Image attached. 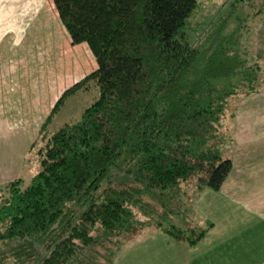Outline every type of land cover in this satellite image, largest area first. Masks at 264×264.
<instances>
[{
  "label": "trees",
  "instance_id": "1",
  "mask_svg": "<svg viewBox=\"0 0 264 264\" xmlns=\"http://www.w3.org/2000/svg\"><path fill=\"white\" fill-rule=\"evenodd\" d=\"M52 2L96 68L41 123L35 176L0 184V264H114L148 228L196 244L208 228L194 199L231 170L224 121L234 100L264 91V54L231 31L194 34L196 0ZM92 86L95 100L48 132L66 100Z\"/></svg>",
  "mask_w": 264,
  "mask_h": 264
},
{
  "label": "rangeland",
  "instance_id": "2",
  "mask_svg": "<svg viewBox=\"0 0 264 264\" xmlns=\"http://www.w3.org/2000/svg\"><path fill=\"white\" fill-rule=\"evenodd\" d=\"M196 1L197 7L189 20L194 34L216 32L220 37H227L226 32L231 31L236 41L245 44L249 51L264 54V0ZM54 10L52 0H0V71L14 69L9 71L5 84H0V184L14 179L15 174L16 178H23L24 184L35 176L40 169L38 147L43 143L38 135L41 123L62 91L96 68L91 51L85 44L71 43L60 19L54 20ZM48 12H52L53 19ZM53 23L56 30L50 31L49 40H45V27ZM50 35L55 37L50 39ZM13 39L16 43L11 46ZM97 96L98 90L93 86L71 95L53 116L48 132L78 116ZM224 125L233 132V121L225 120ZM33 138L36 146L30 150ZM193 206L199 226L208 230H238L249 222L243 215L245 211L211 189L200 192ZM141 237L125 246L126 255L115 264H170L184 248V244L173 241L158 229H145ZM213 238L214 233L209 231L191 249L192 254L201 257L203 253L209 254ZM255 241L249 235L244 245ZM174 249L177 255L171 256ZM256 256L251 257L249 249L245 259L250 262Z\"/></svg>",
  "mask_w": 264,
  "mask_h": 264
},
{
  "label": "crops",
  "instance_id": "3",
  "mask_svg": "<svg viewBox=\"0 0 264 264\" xmlns=\"http://www.w3.org/2000/svg\"><path fill=\"white\" fill-rule=\"evenodd\" d=\"M54 12L56 13L54 20H56L58 18L56 9ZM48 14L53 19L52 12ZM54 24L45 27V40H49L47 35L56 28ZM60 27H62L61 24ZM50 36V39L55 37ZM20 40L21 38L17 42L19 43ZM14 42L16 43L15 39L12 40L11 46ZM13 70L11 68L5 72L0 71V84H5L9 71ZM234 107L236 110L232 132L234 140L231 151L232 167L221 188L215 192L245 211L243 215H246L245 220H249L250 227L248 228L247 224L238 230L209 229L206 235L209 231L214 233V238L210 239V242L214 244L209 250L210 253H203V257L192 254L191 249L197 246L206 235L191 246L173 240L184 244V248L182 253H178L176 261L170 264H264V91L235 100ZM15 176L17 177V174ZM243 224L244 222L240 225L243 226ZM249 235L256 238V241L245 246L244 242ZM141 238L139 237L138 241ZM167 242V244L170 243ZM249 249L251 257L257 256L255 260L247 262L245 258L248 257ZM126 252L124 253L123 250L117 260L123 258ZM176 252L175 250L171 256L177 255ZM201 259H203L202 263H200Z\"/></svg>",
  "mask_w": 264,
  "mask_h": 264
}]
</instances>
